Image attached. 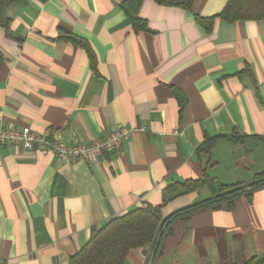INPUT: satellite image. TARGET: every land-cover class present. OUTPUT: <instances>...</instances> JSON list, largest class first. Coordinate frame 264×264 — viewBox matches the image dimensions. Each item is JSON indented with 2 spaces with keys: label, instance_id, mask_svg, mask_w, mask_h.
Returning a JSON list of instances; mask_svg holds the SVG:
<instances>
[{
  "label": "crops",
  "instance_id": "obj_1",
  "mask_svg": "<svg viewBox=\"0 0 264 264\" xmlns=\"http://www.w3.org/2000/svg\"><path fill=\"white\" fill-rule=\"evenodd\" d=\"M123 1L19 0L6 8L0 125L68 144L135 130L96 161L0 145V264H68L92 228L162 203L174 182L207 174L247 191L253 180L244 177L264 171V18H218L227 0H194L190 9L143 0L148 29L137 31ZM198 17L217 18L208 27ZM64 29L92 47L95 67ZM206 134L216 139L210 154H199ZM213 195L204 185L169 200L162 215ZM232 201L171 219L152 264H231L263 252L264 185ZM151 250L132 249L125 264H148Z\"/></svg>",
  "mask_w": 264,
  "mask_h": 264
},
{
  "label": "trees",
  "instance_id": "obj_2",
  "mask_svg": "<svg viewBox=\"0 0 264 264\" xmlns=\"http://www.w3.org/2000/svg\"><path fill=\"white\" fill-rule=\"evenodd\" d=\"M15 1L19 0H0V25L6 28L9 27L10 22V19L6 15V8ZM155 1L162 5L176 6L183 9H190L194 2V0ZM142 2L143 0H124L121 4L126 16L137 31L148 29L147 21L139 13ZM217 17L231 22L264 18V0H227L226 6ZM217 17L208 19L198 17V20L210 27ZM63 32L62 37L82 46L88 52L90 60L95 67V54L87 41L77 37L66 29ZM240 137L232 135L229 138L237 140ZM258 138L264 142V136H258ZM215 139L214 136L206 134L205 139L198 147V153L204 155L210 154ZM204 185H208L214 190L213 197L204 199L179 209L167 217H163L162 208L169 200L176 196L198 190ZM263 185L264 171L255 174L253 181L248 185L251 189L247 191L245 190L247 185H243L240 182L217 184L216 180L207 174L198 180L189 179L183 182H174L164 190L162 203L157 205L147 204L133 208L122 215L111 218L99 228H92L88 242L70 257L68 264H125L128 254L132 249L144 248L147 245H151L153 250L158 235L165 226H168L171 219L177 217L186 219L197 209L219 206L224 201H228V207H232V198L234 196L240 193L251 196L253 189ZM167 231H170V229ZM159 248L160 245L155 256L158 255ZM151 254L149 255V260ZM231 264H264V251L244 261L233 262Z\"/></svg>",
  "mask_w": 264,
  "mask_h": 264
},
{
  "label": "built area",
  "instance_id": "obj_3",
  "mask_svg": "<svg viewBox=\"0 0 264 264\" xmlns=\"http://www.w3.org/2000/svg\"><path fill=\"white\" fill-rule=\"evenodd\" d=\"M138 129L145 130L143 126ZM134 130L132 127H120L89 143L68 144L60 137L38 134L29 126L0 125V145L12 144L25 149L40 147L66 161H96L103 152L120 148L130 139Z\"/></svg>",
  "mask_w": 264,
  "mask_h": 264
},
{
  "label": "water",
  "instance_id": "obj_4",
  "mask_svg": "<svg viewBox=\"0 0 264 264\" xmlns=\"http://www.w3.org/2000/svg\"><path fill=\"white\" fill-rule=\"evenodd\" d=\"M164 228H165V227H164ZM164 228H163V230L160 232V234L158 235L157 242H156L155 247H154V249H153V251H152V254H151V257H150V260H149V263H148V264H152V262H153V260H154V258H155V255H156V252H157L158 246H159V244H160V239H161L162 234H163V232H164Z\"/></svg>",
  "mask_w": 264,
  "mask_h": 264
},
{
  "label": "rangeland",
  "instance_id": "obj_5",
  "mask_svg": "<svg viewBox=\"0 0 264 264\" xmlns=\"http://www.w3.org/2000/svg\"><path fill=\"white\" fill-rule=\"evenodd\" d=\"M244 180H246V181H248V182H249V181L251 182V181L253 180V177L245 176V177H244Z\"/></svg>",
  "mask_w": 264,
  "mask_h": 264
}]
</instances>
